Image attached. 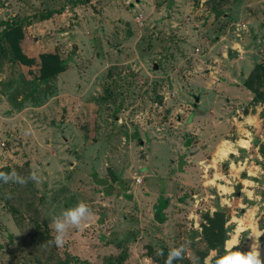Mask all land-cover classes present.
<instances>
[{
	"label": "rangeland",
	"instance_id": "obj_1",
	"mask_svg": "<svg viewBox=\"0 0 264 264\" xmlns=\"http://www.w3.org/2000/svg\"><path fill=\"white\" fill-rule=\"evenodd\" d=\"M15 19L34 62L0 35V170L40 182H0V264L188 258L216 203L224 247L249 250L264 233V0H0V30ZM45 52L64 69L41 79ZM81 200L93 219L55 246L53 218Z\"/></svg>",
	"mask_w": 264,
	"mask_h": 264
},
{
	"label": "trees",
	"instance_id": "obj_2",
	"mask_svg": "<svg viewBox=\"0 0 264 264\" xmlns=\"http://www.w3.org/2000/svg\"><path fill=\"white\" fill-rule=\"evenodd\" d=\"M50 12L51 10L46 11L44 14H41V16H47ZM21 25V20L17 19L5 22L3 28L0 30V35H2L4 41H6L13 61H17L24 65H31L34 59L27 57L19 48V41L22 37ZM37 58L38 77L41 79L50 77L64 69L63 63L56 53H40ZM0 171L6 172V170L3 169ZM163 202L164 201L161 199L157 200L155 209V215L159 221L164 219L161 213V208L165 206ZM227 221L228 218L225 211L217 203L214 205L213 211L210 213L208 211L204 212L202 221L199 224L200 235L204 246L201 249H194L192 254L201 258V264H205L204 258L208 255V251L210 250L214 253L208 258L209 264H214L215 259L225 253L224 244L228 239V233L233 228L231 224H226ZM158 248L159 253L162 251L163 255L159 254L158 258H156L157 264H165L169 249L164 245H159ZM119 259H121V257H118L117 261H119ZM56 264L60 263L58 262ZM174 264H190V260L185 257L183 260L175 261Z\"/></svg>",
	"mask_w": 264,
	"mask_h": 264
},
{
	"label": "clouds",
	"instance_id": "obj_3",
	"mask_svg": "<svg viewBox=\"0 0 264 264\" xmlns=\"http://www.w3.org/2000/svg\"><path fill=\"white\" fill-rule=\"evenodd\" d=\"M28 134V133H26ZM31 180L35 183H39V177L35 172L30 173L28 177L21 176L12 169L10 172L0 171V182L17 183L25 185ZM6 198L10 199L11 194H6ZM94 217V213L89 204L83 200L78 201L74 206L62 211L58 216H55L52 220V229L55 233L53 236V243L57 247H63L66 243V237L69 234L70 229H83L88 226V222ZM264 233H256L252 238L249 250L242 251L239 249L238 241H233L231 244L225 246V253L217 257L214 264H264V248L261 247L259 238ZM187 249L184 245L171 248L168 252L165 264H174L175 261L185 259V253ZM163 255L161 251L159 253ZM190 264H201V258L197 255L188 257ZM205 264H209V261L205 259Z\"/></svg>",
	"mask_w": 264,
	"mask_h": 264
},
{
	"label": "bare ground",
	"instance_id": "obj_4",
	"mask_svg": "<svg viewBox=\"0 0 264 264\" xmlns=\"http://www.w3.org/2000/svg\"><path fill=\"white\" fill-rule=\"evenodd\" d=\"M225 149L223 147L218 148L216 155L222 157L225 153Z\"/></svg>",
	"mask_w": 264,
	"mask_h": 264
},
{
	"label": "water",
	"instance_id": "obj_5",
	"mask_svg": "<svg viewBox=\"0 0 264 264\" xmlns=\"http://www.w3.org/2000/svg\"><path fill=\"white\" fill-rule=\"evenodd\" d=\"M129 5L131 6V5H132V3H129ZM153 66H154V67H156V66H155V64H154ZM193 105H195V103H193Z\"/></svg>",
	"mask_w": 264,
	"mask_h": 264
},
{
	"label": "crops",
	"instance_id": "obj_6",
	"mask_svg": "<svg viewBox=\"0 0 264 264\" xmlns=\"http://www.w3.org/2000/svg\"><path fill=\"white\" fill-rule=\"evenodd\" d=\"M235 241H236V238H235Z\"/></svg>",
	"mask_w": 264,
	"mask_h": 264
}]
</instances>
